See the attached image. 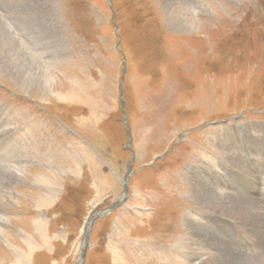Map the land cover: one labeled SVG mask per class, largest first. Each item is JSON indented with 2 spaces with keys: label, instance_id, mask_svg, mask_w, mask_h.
Here are the masks:
<instances>
[{
  "label": "rangeland",
  "instance_id": "374dc122",
  "mask_svg": "<svg viewBox=\"0 0 264 264\" xmlns=\"http://www.w3.org/2000/svg\"><path fill=\"white\" fill-rule=\"evenodd\" d=\"M1 45L54 83L0 71V264L264 262V0H0Z\"/></svg>",
  "mask_w": 264,
  "mask_h": 264
},
{
  "label": "bare ground",
  "instance_id": "6f19581e",
  "mask_svg": "<svg viewBox=\"0 0 264 264\" xmlns=\"http://www.w3.org/2000/svg\"><path fill=\"white\" fill-rule=\"evenodd\" d=\"M166 4H167V1H166ZM206 8V7H205ZM169 13V17L171 16V13L172 12H168ZM189 25H191V24H189ZM194 25L192 24V27H193ZM3 32V31H2ZM2 40V39H1ZM4 40V39H3ZM13 42V41H12ZM11 42V43H12ZM8 44V43H7ZM6 46V45H5ZM12 46V45H11ZM1 47V49H0V71H3V72H8L13 78H15L17 81H21L22 83H23V85L26 87V86H28V85H30L32 82H37L38 81V84H39V86H41V87H43V89L44 88H46L47 90H52L51 89V87H52V85H53V83H54V79L52 78V76L50 77V75H49V77H47V76H44V77H41V76H37V74L36 75H33V73H30V75L32 76H30V75H27V72H26V74H22V72L19 70V69H21V68H19V63L17 64V65H15L16 63H15V60H14V57L12 56H10V54H8L7 53V51H6V53L4 52L6 49H3V47H2V45L0 46ZM10 51V50H9ZM1 52H4V53H1ZM15 52V51H14ZM11 54H13V53H11ZM25 54V53H24ZM15 55V54H14ZM20 55V54H19ZM28 55V54H27ZM29 59V58H28ZM19 62V61H18ZM22 62V61H21ZM41 63V62H40ZM22 64H24L23 62H22ZM35 65V64H34ZM33 65V66H34ZM39 65V64H38ZM23 66V65H22ZM30 66V65H29ZM33 66H32V68H33ZM21 67V66H20ZM35 67H36V65H35ZM39 67V66H38ZM37 68V67H36ZM26 69V68H25ZM29 69V68H28ZM39 69V68H38ZM35 70V69H34ZM20 71V72H19ZM44 71V70H43ZM43 71H42V73H43ZM35 73V72H34ZM22 74V75H21ZM30 78H31V80H32V78H33V80H32V82H31V80H30ZM52 79H53V81H52ZM35 80V81H34ZM77 81H75V84H77L76 83ZM15 83V82H14ZM73 83V82H72ZM21 84V83H20ZM74 85V84H73ZM21 86V85H20ZM30 87V86H29ZM23 89V88H22ZM52 94H53V96L55 95V98H56V101H67V102H74V100L77 98V94H76V91L74 90V88H73V91H71L70 93H68L67 95H65V94H60V93H54L53 91H52ZM68 100H70V101H68ZM25 133V132H24ZM25 135L27 136V132L25 133ZM24 135V136H25ZM25 138V137H24ZM23 142V141H22ZM28 142V141H27ZM222 145V144H221ZM224 147V146H223ZM23 149V148H22ZM25 150H26V148H25ZM24 150V151H25ZM32 152H34V151H32ZM232 152V151H231ZM222 153V152H221ZM25 154H27V153H25ZM224 154V153H223ZM32 155V154H31ZM30 155V156H31ZM231 155V154H230ZM15 156V155H14ZM32 156H34V155H32ZM228 156V155H227ZM223 157H225V156H223ZM30 158V157H29ZM29 160V159H28ZM15 167V166H14ZM19 169V171H20V175H22L23 176V173H24V171H22L23 169H21V168H18ZM18 176H19V174H17ZM24 177V176H23ZM21 178V177H20ZM19 179V178H18ZM45 182V181H44ZM40 183V182H39ZM38 183V184H39ZM37 184V185H38ZM40 185H42V184H40ZM45 185H46V183H45ZM48 185V184H47ZM3 189H5V188H3ZM47 189V188H46ZM41 190V189H40ZM5 191H7V190H5ZM42 191V190H41ZM46 191H48V190H46ZM2 193V192H1ZM7 193V192H6ZM9 194V193H8ZM42 195V194H41ZM214 195V194H213ZM233 195V194H232ZM197 196V195H196ZM216 196V195H215ZM1 197V196H0ZM11 197V196H10ZM205 198H206V196H204ZM225 197V196H224ZM9 198V197H8ZM209 198V197H208ZM212 198V197H211ZM214 198V197H213ZM43 199V198H42ZM48 199V198H47ZM210 199V198H209ZM208 199V200H209ZM53 200V199H52ZM211 201V200H210ZM223 201V200H222ZM224 201H226V200H224ZM10 202V201H9ZM211 202H213V201H211ZM210 202V203H211ZM226 203V202H225ZM230 203V202H229ZM43 204V203H42ZM204 204V203H203ZM223 204H224V202H223ZM241 204H242V202H241ZM40 206V205H39ZM203 206H205V204L203 205ZM210 206V205H209ZM219 206V205H218ZM227 206V205H226ZM242 206H244V205H242ZM229 207V206H228ZM247 207V206H246ZM262 207V206H261ZM249 208V207H248ZM258 208V207H257ZM255 209V217H254V220H253V227H254V225H255V227H256V229H257V231H262V230H264V225H262V223H263V219L261 218V215H259L258 213V211H259V209ZM232 209V208H231ZM241 209V208H240ZM253 209V208H252ZM1 210V209H0ZM203 210V209H202ZM223 210V209H222ZM258 210V211H257ZM193 212V211H192ZM211 212V211H210ZM222 212V211H221ZM234 212V211H233ZM253 212V211H252ZM227 213V212H226ZM235 213V212H234ZM217 214V213H216ZM239 214V213H238ZM247 214V213H246ZM245 214V215H246ZM254 214V213H253ZM205 216V215H204ZM196 217V216H195ZM222 217V216H221ZM227 217V216H226ZM193 216H192V214H190V217H189V219H188V221L190 222V221H193ZM237 218V217H236ZM245 218V217H244ZM195 219V218H194ZM203 219H204V217H203ZM230 219H231V217H230ZM241 219V218H240ZM253 219V218H252ZM262 219V220H261ZM1 220H2V222L3 223H6L7 222V220H5L3 217L1 218ZM232 220H233V218H232ZM220 223V222H219ZM5 225V224H4ZM7 225V224H6ZM213 225V224H212ZM211 225V226H212ZM216 225V224H215ZM42 226H44L43 224H42ZM192 226V225H191ZM39 227V226H38ZM193 227V226H192ZM198 227V226H197ZM209 227V226H208ZM191 228V227H190ZM245 229V228H244ZM46 230V229H45ZM199 230L201 231V227L199 226L198 228H196V232L197 233H200L199 232ZM241 230H243V229H241ZM2 228H0V238L3 236V234H2ZM197 233H194V232H191V237L192 238H194V237H197L198 238V244H196V247L197 248H192V250H190V248L188 247V250L190 251V256L191 257H193V258H196V261L198 262V264H213V262H212V260H213V258H211V259H208L207 260V254H209L210 252H212V250H211V246H212V243L211 242H207V241H205L203 238H202V236H200V235H198ZM201 234H203V233H201ZM193 235H194V237H193ZM48 237V236H47ZM186 237V236H185ZM5 240V239H4ZM187 240V239H186ZM44 241V240H43ZM47 241V240H46ZM45 242V241H44ZM256 242H261V241H256ZM47 243V242H46ZM185 246V245H184ZM221 246V245H220ZM240 246V245H239ZM216 247V246H215ZM222 249V248H221ZM232 249V248H231ZM230 249V250H231ZM259 249V248H258ZM18 250V249H17ZM30 250V249H29ZM229 250V249H228ZM235 250V249H234ZM246 250V249H245ZM249 250V249H248ZM242 251V250H241ZM263 251H264V249H263ZM244 252H246V251H244ZM251 252V251H250ZM21 253V252H20ZM214 253H215V251H214ZM239 253V252H238ZM248 253V252H247ZM22 254V253H21ZM206 255V256H204V255ZM225 254V253H224ZM228 254V253H227ZM230 254V253H229ZM222 255V254H221ZM249 255V254H248ZM235 256V255H234ZM32 258V257H31ZM220 258V257H219ZM232 258V257H231ZM23 259V258H22ZM17 260V259H16ZM26 262H31L30 261V258L29 257H25V259H24ZM221 261V260H220ZM227 261V260H226ZM229 261V260H228ZM235 261H237V260H235ZM218 262V261H217ZM13 264V263H12ZM25 264V263H24ZM221 264V263H220ZM253 264H264V262H263V258H256V259H254L253 260Z\"/></svg>",
  "mask_w": 264,
  "mask_h": 264
},
{
  "label": "water",
  "instance_id": "95a60500",
  "mask_svg": "<svg viewBox=\"0 0 264 264\" xmlns=\"http://www.w3.org/2000/svg\"><path fill=\"white\" fill-rule=\"evenodd\" d=\"M92 221L93 220H88V224H87V227H86V234H85V239H84V245L85 246H87L88 243H89L90 228H91V225H92ZM84 253H85V251H83L82 258L84 257Z\"/></svg>",
  "mask_w": 264,
  "mask_h": 264
}]
</instances>
